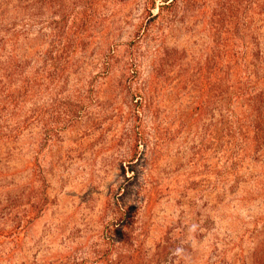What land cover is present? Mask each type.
Wrapping results in <instances>:
<instances>
[{
  "label": "rangeland",
  "instance_id": "374dc122",
  "mask_svg": "<svg viewBox=\"0 0 264 264\" xmlns=\"http://www.w3.org/2000/svg\"><path fill=\"white\" fill-rule=\"evenodd\" d=\"M146 7L0 0V70L11 57L29 75L56 57L0 132V264L264 260V138L245 142L226 104L212 94L200 108L187 90L182 71L210 45L195 18L163 44L187 56L150 76L158 41L143 29ZM138 130L156 159L125 181Z\"/></svg>",
  "mask_w": 264,
  "mask_h": 264
},
{
  "label": "trees",
  "instance_id": "16d2710c",
  "mask_svg": "<svg viewBox=\"0 0 264 264\" xmlns=\"http://www.w3.org/2000/svg\"><path fill=\"white\" fill-rule=\"evenodd\" d=\"M146 3L148 17L143 29H154L158 41L150 76L154 77L168 66H177L185 57L186 49L164 47L163 44L169 31L186 25L187 18H195L199 29L201 26L202 31L209 34L210 45L203 50V58L190 69L182 71L181 79L186 82L187 90L190 95L193 92V98L197 93L200 108L206 105L212 94L220 106L226 104L232 114L231 122L227 121V126L228 123L230 125L228 129L235 127L234 130L241 133L245 142L256 143L259 137L263 139L264 49L261 38L264 33L259 31L258 26L264 28V0H146ZM152 9L156 11L152 12ZM55 59L49 54L41 67L29 75H21L18 65L15 63L12 67L13 59L8 57L0 70V132L4 128L8 107L18 103L20 96L34 91L40 81L52 74ZM138 93L148 96L147 89ZM143 133L139 130L135 133L133 150L126 166L121 167L125 181L137 178V162H145L146 156L156 159L155 145L148 148ZM127 172L131 175L127 176ZM122 188L125 190L126 186ZM132 252L136 260L141 257L136 248ZM254 262L264 264V260L259 258Z\"/></svg>",
  "mask_w": 264,
  "mask_h": 264
}]
</instances>
